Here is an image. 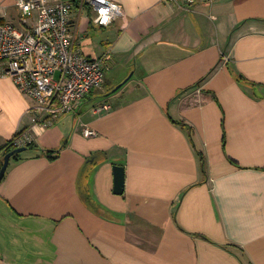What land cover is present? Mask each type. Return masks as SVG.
I'll use <instances>...</instances> for the list:
<instances>
[{"label": "crops", "instance_id": "0c3cea01", "mask_svg": "<svg viewBox=\"0 0 264 264\" xmlns=\"http://www.w3.org/2000/svg\"><path fill=\"white\" fill-rule=\"evenodd\" d=\"M110 1L108 27L71 17L109 55L75 111L39 121L0 76V147L30 144L0 182V264H264V0ZM0 23L23 29L17 0Z\"/></svg>", "mask_w": 264, "mask_h": 264}, {"label": "built area", "instance_id": "2783aa9c", "mask_svg": "<svg viewBox=\"0 0 264 264\" xmlns=\"http://www.w3.org/2000/svg\"><path fill=\"white\" fill-rule=\"evenodd\" d=\"M174 5L213 4L218 0H164ZM23 29L0 23V76L14 80L21 92L37 102L39 121L75 111L94 89L102 86L109 69V55L88 58L77 47L72 14L87 8L97 26L108 27L122 14L110 0H17ZM30 23L32 25H30ZM103 105L95 113L108 111ZM96 133L86 128L84 136ZM24 147L29 138L14 139Z\"/></svg>", "mask_w": 264, "mask_h": 264}, {"label": "water", "instance_id": "95a60500", "mask_svg": "<svg viewBox=\"0 0 264 264\" xmlns=\"http://www.w3.org/2000/svg\"><path fill=\"white\" fill-rule=\"evenodd\" d=\"M25 150H26V148H19L16 151L8 154L5 157L4 166H3L1 174H0V180H2V178L4 177V175L7 171L11 157L15 153H22ZM114 170H115V184H116V190L115 191H116V193L121 194V193H123V189H124V168L117 166V167H115Z\"/></svg>", "mask_w": 264, "mask_h": 264}, {"label": "trees", "instance_id": "16d2710c", "mask_svg": "<svg viewBox=\"0 0 264 264\" xmlns=\"http://www.w3.org/2000/svg\"><path fill=\"white\" fill-rule=\"evenodd\" d=\"M236 78H237V80H238L239 82H241V83H245V82H246L245 79H244L242 76H237ZM20 134H22V132L17 133V135L15 136V138H16L17 136H19ZM15 138H14V139H15ZM14 139H13L12 141H10L7 145H5V146H3V147H0V174H1L2 168H3V166H4L5 157H6L8 154H10V153L16 151V150L19 149V148H24V147H17V146H15ZM29 145H30V144H29ZM29 145H25V148H26V147L29 148ZM21 154H22V153H15V154L11 157L10 161H12V160H14V161L19 160L20 157H21ZM3 178H4V177H3ZM3 178H2V180H3ZM2 180H0V182H1Z\"/></svg>", "mask_w": 264, "mask_h": 264}, {"label": "rangeland", "instance_id": "374dc122", "mask_svg": "<svg viewBox=\"0 0 264 264\" xmlns=\"http://www.w3.org/2000/svg\"><path fill=\"white\" fill-rule=\"evenodd\" d=\"M101 88H102L103 90H105V87H104V86H102ZM106 89H107V87H106ZM97 90H98V89H96L95 91H97Z\"/></svg>", "mask_w": 264, "mask_h": 264}]
</instances>
